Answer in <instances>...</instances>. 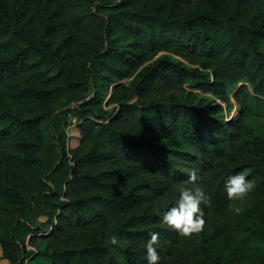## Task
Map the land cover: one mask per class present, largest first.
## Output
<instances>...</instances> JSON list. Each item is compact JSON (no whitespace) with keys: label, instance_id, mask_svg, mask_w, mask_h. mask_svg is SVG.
Segmentation results:
<instances>
[{"label":"trees","instance_id":"obj_1","mask_svg":"<svg viewBox=\"0 0 264 264\" xmlns=\"http://www.w3.org/2000/svg\"><path fill=\"white\" fill-rule=\"evenodd\" d=\"M250 119L264 0H0V261L147 264L157 232L159 264H264ZM192 170L208 202L184 237L161 214ZM240 171L254 189L229 201Z\"/></svg>","mask_w":264,"mask_h":264},{"label":"clouds","instance_id":"obj_2","mask_svg":"<svg viewBox=\"0 0 264 264\" xmlns=\"http://www.w3.org/2000/svg\"><path fill=\"white\" fill-rule=\"evenodd\" d=\"M196 180L197 173L192 170L189 173L188 184L179 189L178 197L172 206L161 214V222L184 237L200 233L205 225L204 210L201 205L207 204L208 197L199 186L195 185ZM254 186L253 181L247 179L246 171L229 175L224 180V192L229 201H243L253 191ZM242 210L240 207L234 209L236 213ZM158 237L159 233L151 232L150 238L144 243L147 264H159L161 260L157 250ZM112 243H117L115 238Z\"/></svg>","mask_w":264,"mask_h":264},{"label":"rangeland","instance_id":"obj_3","mask_svg":"<svg viewBox=\"0 0 264 264\" xmlns=\"http://www.w3.org/2000/svg\"><path fill=\"white\" fill-rule=\"evenodd\" d=\"M235 113H237V109H233L229 114H225V116L229 118L233 116ZM248 122L251 126L255 128H264V121L262 120L260 121V120L250 119ZM67 133L69 135V140H68L69 147L75 146L79 138V131L76 129L75 125H70L67 128ZM0 264H9V263L5 261H0Z\"/></svg>","mask_w":264,"mask_h":264}]
</instances>
